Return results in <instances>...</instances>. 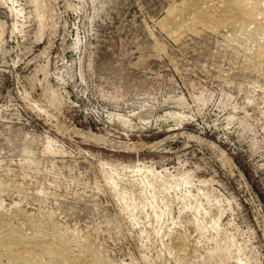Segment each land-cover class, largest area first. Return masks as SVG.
I'll list each match as a JSON object with an SVG mask.
<instances>
[{
  "label": "rangeland",
  "instance_id": "rangeland-1",
  "mask_svg": "<svg viewBox=\"0 0 264 264\" xmlns=\"http://www.w3.org/2000/svg\"><path fill=\"white\" fill-rule=\"evenodd\" d=\"M0 264H264V0H0Z\"/></svg>",
  "mask_w": 264,
  "mask_h": 264
},
{
  "label": "bare ground",
  "instance_id": "bare-ground-1",
  "mask_svg": "<svg viewBox=\"0 0 264 264\" xmlns=\"http://www.w3.org/2000/svg\"><path fill=\"white\" fill-rule=\"evenodd\" d=\"M243 1L249 2V0H243ZM250 2H251V1H250ZM251 4H252L253 6H256V5H254V3H252V2H251Z\"/></svg>",
  "mask_w": 264,
  "mask_h": 264
}]
</instances>
